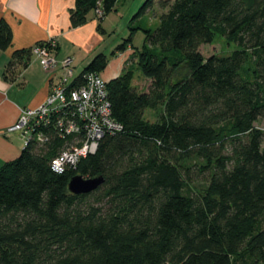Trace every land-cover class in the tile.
<instances>
[{
    "label": "trees",
    "instance_id": "trees-1",
    "mask_svg": "<svg viewBox=\"0 0 264 264\" xmlns=\"http://www.w3.org/2000/svg\"><path fill=\"white\" fill-rule=\"evenodd\" d=\"M118 1L75 0L71 28L99 11L104 34ZM152 6L145 0L133 19ZM160 9L154 30L129 27L111 52L133 48L143 32L134 53L147 89L132 85L131 70L107 84L119 132L59 174L52 163L76 137L56 114L33 128L42 143L30 140L0 167V264H264V131L255 127L264 123V0L161 1ZM215 36L235 50L205 58L199 48ZM11 40L1 21L0 50ZM29 50L14 53L7 74ZM107 64L96 54L70 88ZM147 110L158 111L155 121ZM76 175L102 182L74 195Z\"/></svg>",
    "mask_w": 264,
    "mask_h": 264
},
{
    "label": "crops",
    "instance_id": "crops-1",
    "mask_svg": "<svg viewBox=\"0 0 264 264\" xmlns=\"http://www.w3.org/2000/svg\"><path fill=\"white\" fill-rule=\"evenodd\" d=\"M74 4L75 0H0V22L4 21L12 33L9 48L0 50V167L16 159L23 149L19 135L7 133L6 129L15 123L20 109L41 104L49 94L51 85L49 75L32 55L24 66L17 67L11 75L7 74V66L14 61V53L29 49L37 43L54 40L57 45L52 50V55L57 61L71 57L75 75L84 69L75 72L79 68L74 61L80 54L82 62L86 61L85 65L99 54V43L104 38L97 30L96 18L91 13L86 24L71 28L69 11ZM117 45L110 48L111 52ZM128 50L130 49L125 52ZM125 52L114 55L110 53L107 56L108 64L100 73L106 81L120 75L123 62L120 56Z\"/></svg>",
    "mask_w": 264,
    "mask_h": 264
},
{
    "label": "built area",
    "instance_id": "built-area-1",
    "mask_svg": "<svg viewBox=\"0 0 264 264\" xmlns=\"http://www.w3.org/2000/svg\"><path fill=\"white\" fill-rule=\"evenodd\" d=\"M97 17L101 12L97 11ZM56 41L49 40L30 47V54L37 59L45 73L50 77L51 88L45 100L33 108H22L15 123L10 125L7 133L18 134L25 147L30 140L42 143L41 135H35L33 128L41 123L47 125L52 116L62 114L69 117L67 133L76 139L68 144L53 161L52 169L63 173L66 168L74 167L81 158L94 154L97 142L103 134L121 130V126L110 115L106 81L99 73H85L84 84L78 89H71V82L78 75L71 69L72 59L66 57L57 61L51 56V49ZM66 119H64V122ZM62 123V121H61Z\"/></svg>",
    "mask_w": 264,
    "mask_h": 264
},
{
    "label": "rangeland",
    "instance_id": "rangeland-1",
    "mask_svg": "<svg viewBox=\"0 0 264 264\" xmlns=\"http://www.w3.org/2000/svg\"><path fill=\"white\" fill-rule=\"evenodd\" d=\"M144 1L145 0H119L117 2L115 6L116 11L110 13L108 17H106V19L101 22V28L105 30L106 33L102 34L104 41L99 43V53L102 52L106 56H109L112 50H110V48L116 44L122 43V41L127 38L130 33L129 27L131 26L140 27L141 29L154 30L158 25L157 16L161 13L160 2H172L173 0H153V6L148 12H146L141 17L133 19L134 14L137 12L138 8L144 3ZM96 18H98L97 15ZM136 33L137 34L136 36H134L132 42L134 49L129 48L130 50L120 56L121 58H123V62L121 64V73H125L128 70H131L134 74L132 80L133 85H135L138 90H142L147 89L148 82L143 78L141 74L140 67L137 63V55H135L134 51H140L144 41V34L141 31H138ZM52 50L53 49L50 50L51 56L54 57L52 55ZM233 50H235V46L228 44L223 38L219 36H215L210 44L202 45L199 48V52L205 58L212 55L227 56ZM37 60L39 61V59ZM74 62L79 68L75 69L76 73L80 72L86 66V61L82 62V54H80V56L77 57L76 61ZM73 68L74 66L72 59L71 69ZM158 115V111L147 110L145 113V119L153 122L157 119ZM255 127L264 131V123L262 121L257 122L255 124Z\"/></svg>",
    "mask_w": 264,
    "mask_h": 264
},
{
    "label": "water",
    "instance_id": "water-1",
    "mask_svg": "<svg viewBox=\"0 0 264 264\" xmlns=\"http://www.w3.org/2000/svg\"><path fill=\"white\" fill-rule=\"evenodd\" d=\"M102 182L101 177L93 179H83L81 176L76 175L69 180L68 191L71 194L79 195L89 193L95 190Z\"/></svg>",
    "mask_w": 264,
    "mask_h": 264
}]
</instances>
